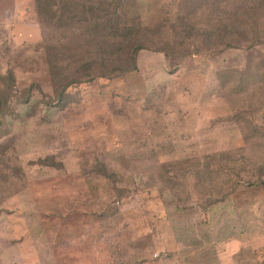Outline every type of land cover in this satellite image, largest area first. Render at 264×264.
Here are the masks:
<instances>
[{
    "label": "rangeland",
    "instance_id": "rangeland-1",
    "mask_svg": "<svg viewBox=\"0 0 264 264\" xmlns=\"http://www.w3.org/2000/svg\"><path fill=\"white\" fill-rule=\"evenodd\" d=\"M140 2L156 47L59 105L35 0H0V264H264V5Z\"/></svg>",
    "mask_w": 264,
    "mask_h": 264
},
{
    "label": "trees",
    "instance_id": "trees-1",
    "mask_svg": "<svg viewBox=\"0 0 264 264\" xmlns=\"http://www.w3.org/2000/svg\"><path fill=\"white\" fill-rule=\"evenodd\" d=\"M255 1L264 5V0ZM35 3L44 35V47L47 49L55 101L59 105L66 103L69 90L73 87L84 83L89 85L98 79H107L111 82L115 77L135 71L137 54L156 47L153 37L143 34L150 29L144 24L140 0H35ZM196 3L200 6H214L223 2L196 0ZM251 5L247 8L255 12L261 11L260 7L256 8L258 4ZM55 30L66 34L60 40L64 45L61 48H57L53 43ZM70 30L80 37L85 35L91 37L89 40L95 42L97 51L92 56L91 52L85 53L89 57L85 61L82 59V65L76 67L75 71L68 70L76 63L75 56L67 52L70 41L67 31ZM236 43L240 45L243 42H229L226 45L233 47ZM170 48L171 46L166 44L160 51L168 54ZM64 62L69 64L66 68L63 67ZM6 80L11 82L13 78L9 76ZM4 89L0 92L1 106H7L15 97L12 87ZM26 95L25 104H28L32 95L30 93ZM48 103L49 106L55 105L54 102Z\"/></svg>",
    "mask_w": 264,
    "mask_h": 264
}]
</instances>
